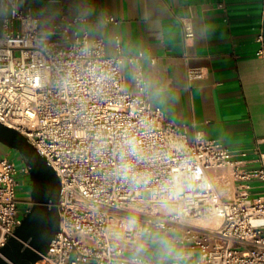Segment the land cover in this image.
<instances>
[{
    "label": "built area",
    "instance_id": "2783aa9c",
    "mask_svg": "<svg viewBox=\"0 0 264 264\" xmlns=\"http://www.w3.org/2000/svg\"><path fill=\"white\" fill-rule=\"evenodd\" d=\"M76 20L61 17L42 28L20 0H0V122L22 133L60 182L59 227L34 264H131L137 236L123 225L132 215L179 238L181 258L163 264H264V151L257 148L248 160L245 152L235 157L200 132L190 135L186 124L149 102L141 54L124 56L118 36L107 54L101 38L70 29ZM48 30L54 34L42 41ZM256 41L257 54L264 56L261 34ZM126 61L135 66L133 90L125 86ZM142 121L149 125L147 135ZM126 135H135L146 153L159 157L147 169L146 187L113 174ZM222 169L233 186L227 199L211 178ZM24 170L28 175L27 166ZM217 179L224 183V177ZM163 181L180 190L168 210L152 199ZM21 184L16 162L0 156V247L28 209L21 210L16 198ZM199 218L218 224H191Z\"/></svg>",
    "mask_w": 264,
    "mask_h": 264
},
{
    "label": "crops",
    "instance_id": "0c3cea01",
    "mask_svg": "<svg viewBox=\"0 0 264 264\" xmlns=\"http://www.w3.org/2000/svg\"><path fill=\"white\" fill-rule=\"evenodd\" d=\"M42 28L61 17L77 34L101 38L114 52L118 36L122 54H141L139 63L149 102L190 135L200 132L248 160L264 151V0H20ZM107 18H113L108 21ZM191 31L190 36L185 30ZM135 66L123 65L125 86L134 89ZM17 153V152H16ZM0 156L16 162L20 186H29L24 163L0 143ZM220 173L218 176L223 177ZM216 173L214 188L222 198ZM220 184V183H219ZM229 184V182H228ZM224 186L227 185L224 178ZM231 185V183L229 184ZM26 194L27 191L19 190ZM30 198L19 203L29 207ZM148 261H157L149 257ZM164 261L163 263L167 262Z\"/></svg>",
    "mask_w": 264,
    "mask_h": 264
},
{
    "label": "water",
    "instance_id": "95a60500",
    "mask_svg": "<svg viewBox=\"0 0 264 264\" xmlns=\"http://www.w3.org/2000/svg\"><path fill=\"white\" fill-rule=\"evenodd\" d=\"M0 143L19 154L30 180V205L0 247V264H34L46 254L59 227V178L22 133L1 122Z\"/></svg>",
    "mask_w": 264,
    "mask_h": 264
},
{
    "label": "clouds",
    "instance_id": "9594fccd",
    "mask_svg": "<svg viewBox=\"0 0 264 264\" xmlns=\"http://www.w3.org/2000/svg\"><path fill=\"white\" fill-rule=\"evenodd\" d=\"M53 34V30L43 32L42 41ZM140 127L147 135L149 125L142 121ZM118 154L120 163L113 174L134 187H146L151 181L147 169L154 166L159 157L156 154L146 153L135 135H126L122 138ZM141 163L145 165L142 170L137 168V164ZM179 191V187L175 186L174 182L163 181L152 190V199L161 209L168 210L169 203L177 198ZM123 227L137 236L131 250V264H145L149 257L154 258L157 264H163L169 259L178 261L181 258L182 249L178 247L179 238L174 233L163 230L161 226L142 225L139 217L132 215L126 219Z\"/></svg>",
    "mask_w": 264,
    "mask_h": 264
},
{
    "label": "rangeland",
    "instance_id": "374dc122",
    "mask_svg": "<svg viewBox=\"0 0 264 264\" xmlns=\"http://www.w3.org/2000/svg\"><path fill=\"white\" fill-rule=\"evenodd\" d=\"M10 150H11L12 154H17V156L20 157L19 154L16 153L15 150H13V149H10ZM220 172L225 174L223 177L225 178V182L227 183L226 186L227 187L229 186L227 188L226 186L223 185L225 187V189L223 191L221 190L222 195L229 194V197H230L232 195V192H233V186H232L231 178L229 177V175H228V173H227V171L225 169L220 170ZM228 182H229V184L231 183V185H229ZM251 183H252V185L260 184L258 181H252ZM21 189L27 191V193L26 194H23V193L21 194V192L19 193L18 191L21 190ZM18 191H17L16 198H17V201L19 203L21 201H25L26 199L30 198V195H29V192H30V184L27 187L26 186H19ZM210 220H212V219H210Z\"/></svg>",
    "mask_w": 264,
    "mask_h": 264
},
{
    "label": "bare ground",
    "instance_id": "6f19581e",
    "mask_svg": "<svg viewBox=\"0 0 264 264\" xmlns=\"http://www.w3.org/2000/svg\"><path fill=\"white\" fill-rule=\"evenodd\" d=\"M218 185L221 187V188H218V189H222V191L225 189V187L223 185H221L219 183H218ZM191 224H193L194 226L203 227V228H215L217 226V224H218V220L215 219V218L212 219V220L205 219V218H199V219H195L194 221H191Z\"/></svg>",
    "mask_w": 264,
    "mask_h": 264
}]
</instances>
